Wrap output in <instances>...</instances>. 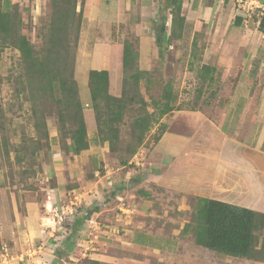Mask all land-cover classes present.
I'll use <instances>...</instances> for the list:
<instances>
[{
  "label": "rangeland",
  "instance_id": "obj_1",
  "mask_svg": "<svg viewBox=\"0 0 264 264\" xmlns=\"http://www.w3.org/2000/svg\"><path fill=\"white\" fill-rule=\"evenodd\" d=\"M24 1L21 0V3H24ZM134 1L132 9L128 11L132 16L130 19L131 23H126L127 21L124 19L126 24H124L122 29L121 26L119 27L122 30L119 38L122 41L128 40L133 49L138 52V67L151 73L149 81L146 82L143 78L140 80L138 87L139 95L149 104L150 98H159L160 85L168 81L171 82L172 88L177 95L176 105L182 110L174 111L167 115L163 118L162 122L175 132H186L189 134L191 131V134L195 135L196 141H203L202 144L206 147V150L205 148H201V150H203V155L207 159V161L204 160L206 165L204 167L201 163L199 166L196 165V167L189 169L192 174L198 172V176L203 178L209 170L213 169L212 164L216 161V156L212 153L215 149L208 147L207 143L211 145L215 143L217 145L219 139L215 137V132L212 128H208L204 124L201 125L202 122L199 119L196 120L198 114H193L191 110H199L196 112L202 114L206 113V119L208 114L214 113L205 109L206 105L202 103L213 89H216L217 95L215 97H219L222 101L219 104V102L217 103L218 99H215L213 107H222L225 99L230 96L232 90L234 91L231 79L234 76L236 77L238 70L244 66L246 61L252 63L250 68V62L246 65L247 71H253L256 75L260 74V81L263 79L264 39L258 34H252L253 29L249 22L254 16L260 18L264 15V0H185L182 6V14L185 17L187 26H185L183 36L181 39L175 40L169 48L166 47V36H168L170 28L169 17H167L165 22L166 35L161 45L162 57L159 59L155 55L157 49L155 50L154 39L156 27L164 16L162 7L165 4L163 0ZM37 2L41 7L39 12L29 4L24 3L21 6L18 4L20 17L23 22V31L36 49L42 47V31L52 13L50 0H37ZM236 15L242 17L243 26L238 29L228 27L230 19ZM124 18H127V15H124ZM129 25L130 27H127ZM219 29V33L222 34L217 36V39H215L216 35L212 34L208 37L210 30L216 34ZM102 30L103 28L96 30V32H101L103 35L98 36L95 33L96 40L99 41L96 44H99L105 36L103 33H106V31ZM90 33L89 29L84 30L81 41H79L76 49L77 56L74 74L77 84L80 86L78 88L79 98L86 112V119L89 124V134L87 133V136H94L96 129L92 120L90 103L88 107L82 102V90L88 88L87 72L99 67V62L95 63L91 52H88ZM106 37L110 38V35ZM194 38L199 48L197 51L198 59H193V69L190 70L191 44ZM209 40L212 41L210 42ZM210 43H217L216 46L220 51L225 50L227 54H230L228 57L231 60L228 61L229 69L226 70L221 62L217 64V54L214 56L209 54ZM204 61L211 66H215L221 74L224 73L229 79L227 80L226 77L224 84L223 82H217L209 88L203 89L198 103L194 105L198 89L201 88L196 76V70L200 64L205 63ZM255 62H257L256 66ZM100 65L102 64L100 63ZM118 67V56L113 55V61L110 66L112 70V91L116 88V81L120 76L118 75ZM21 72L20 54L12 48H5L0 53V143L3 139L8 143L11 151L9 157L4 159L0 157V161L3 160L2 165H0V227L9 218L7 217L9 209L16 207L21 212L26 200L40 205L42 202H50L51 210L49 211V215L55 212L61 213L62 209L66 205H71L72 202L78 212L77 214L80 212V215L83 216L84 212L81 209L87 210L88 205L95 202L100 194L106 192L109 194L111 189L113 190L119 185H126L128 183V190L119 193L116 198L102 207L100 218L87 223L76 234L71 233L72 217L68 216L63 225L56 226L51 231L53 235L51 239L53 240L55 237H58L59 240L57 239L58 243L54 240L51 241L52 246L55 243L58 244L53 253L56 255L55 259L58 262L60 261L58 264H83L82 261L85 257L83 255L97 259L102 264H128L127 262L131 264H153L155 259L158 260V258H154L153 256V247L140 248L139 246H144L137 243V239L135 240L134 237L140 231L146 232L148 229L154 230L156 234L161 233L168 236L181 235L180 226L184 224L183 220L188 218L190 212H178L176 208L182 204V206H185L191 203L190 198L186 196L190 177L183 170L184 157L186 155L187 157L189 156V149L180 154L177 162L179 165L174 168L175 172L171 173L173 176L170 179H173V182L170 183H167L166 179L150 175V169H160L161 173L165 172V169L160 166V160L158 161L151 151L152 144L150 140L156 127L147 135L145 144L138 149L137 153L131 158L130 164L125 168L119 166L117 162L118 157L115 154H109L99 147L96 148L98 146L96 143L94 146L92 144L94 148L93 152L85 151L71 163L70 159L64 160L63 163L66 164L65 168L62 162L57 160L56 156L58 152H65L61 145L55 142L58 137H62L58 134L56 128L58 124L55 115L56 105L54 103L51 104L47 99H40V104L45 103L44 107L46 110L51 107V114L45 121L48 136L52 139V142L49 149L42 147L34 160L28 159L18 163L16 160V149L22 145V141L24 140L28 145H32L33 141L39 138V132L35 130L36 118L31 116L28 102L23 100L21 95L18 96L19 98L17 97L19 83H15V80H17ZM255 87L251 91L254 96L253 100H260L262 94L258 88L259 85L257 87L255 84ZM260 87L264 89V85ZM137 108L138 106L134 104L132 109ZM129 109L126 111L124 120L120 125L119 147L121 148L122 146L125 148L129 141L127 132L129 120L133 115V111ZM147 109L148 111H152L151 106H148ZM218 117L215 115V120ZM198 123L200 124L198 125ZM193 143L195 144L194 141ZM208 148L211 150H208ZM120 154L124 155L125 151ZM199 155V152L194 154V156ZM93 157L96 161L94 164L92 163ZM60 163L62 165L58 167ZM190 165L192 164L188 161L185 165V170H187L188 166L191 167ZM179 169H181V172L178 174ZM204 172L205 174L203 175ZM141 174L144 175L145 180L141 183H134L133 179ZM88 176L92 178L89 179ZM214 178L217 181L216 173ZM58 182L63 183L64 186H72L75 189L70 188L66 193H58L59 201L54 203L53 200L50 201L47 198V193L49 190L55 189ZM194 184H199V182H194ZM50 185H54L53 188H50ZM137 189L149 191V199L138 195ZM241 198L248 199V196L242 195ZM257 203L264 204V199L259 200L258 198ZM249 205L252 206L251 204ZM78 207H80L79 210ZM167 224L172 226L171 229L166 227ZM107 225L111 226V228L106 227ZM44 228H47V226ZM122 229L123 231H121ZM128 229L133 232H127L126 230ZM183 236L181 235L180 237L183 238ZM70 237L76 243L77 252L70 257H65L63 243ZM186 237L189 240L191 239L189 235H186ZM192 242L190 240L191 244ZM180 245L187 247V243L181 242ZM191 248L192 250H189L188 255L194 258L192 259L193 264H228L229 262L223 260L216 253L195 246V244H192ZM0 252H3L2 248ZM174 257L172 260L166 259V263L188 264L187 261L189 259L187 255L183 254L182 256ZM237 261H239V264H262L241 259Z\"/></svg>",
  "mask_w": 264,
  "mask_h": 264
},
{
  "label": "trees",
  "instance_id": "obj_2",
  "mask_svg": "<svg viewBox=\"0 0 264 264\" xmlns=\"http://www.w3.org/2000/svg\"><path fill=\"white\" fill-rule=\"evenodd\" d=\"M184 1L163 0L165 4L162 7L164 16L156 27L154 39L155 50L157 49L155 55L158 59L162 57L161 45L166 35L167 17H169L170 28L169 34L166 36V47L169 48L175 40H179L183 36L185 26H187L182 14ZM50 5L52 13L42 31V47L36 49L23 31L18 4H13L12 9L6 12L3 10L2 0H0V53L9 47L20 54L22 72L15 80V83H19L17 97L21 95L23 100L28 102L31 116L36 118L35 130L39 132V138L34 140L32 145H28L23 140L22 145L16 149L18 163L28 159L34 160L42 147L49 149L52 142L48 136L45 121L51 114V107L46 110L45 103L40 104V99H47L51 104L56 105L55 115L58 122L56 128L62 137H58L55 142L64 149L63 157L79 155L89 149L87 136L89 124L79 98L78 84L74 74L76 49L83 22L84 0H50ZM77 6L80 8L78 12L76 11ZM242 21V17L236 15L232 25L238 27ZM249 23L253 30L264 36V15L260 18L254 16ZM198 49L197 41L194 38L191 44L190 70L193 69V59H198ZM111 71L89 70L87 72L91 114L100 145L106 143L108 145L107 153L115 154L118 157L119 166L125 168L130 164L131 158L138 149L145 144L147 135L156 127L150 140L153 153L156 144L168 130V126L162 122L163 118L182 109L176 105L177 95L170 81L160 85L159 98H150L149 104L140 97L138 91L140 80L143 78L146 82L149 81L151 73L138 67V52L133 49L128 40L122 41L118 67L120 76L113 91ZM222 75L215 66L200 64L196 70V76L201 88L198 89L194 105L198 103L203 89L209 88L214 83L222 82ZM215 90L213 89L207 99L202 101L206 105L205 109L209 111L210 107H213L215 99H218L217 103L219 102V104L221 101L219 97H215L217 95ZM134 104L138 106L137 109H132ZM148 106L152 107V111H148ZM128 109L133 111L127 132L129 141L125 148L123 146L121 148L119 147L120 125ZM240 140L242 141L241 138ZM146 143L149 144L148 141ZM220 145L221 140L219 139L216 145V156L219 153ZM202 147L203 145L200 148ZM204 148L206 150V147ZM260 148L264 150V142ZM10 151L8 143L2 139L0 157L2 159L9 157ZM124 151L125 154L121 155L120 153H124ZM2 161H0V165H2ZM88 178L92 177L88 176ZM144 179V175L141 174L133 180L134 183H141ZM53 186L50 185V188ZM56 188H59L62 193H66L67 190L74 187L59 185ZM128 188L129 184L126 183V185H119L117 188L111 189L109 194L108 192L100 194L95 202L89 204L83 216L78 214L71 223V233L76 234L86 223L91 222L93 215L99 213L104 205ZM137 192L142 198L149 199L150 197L149 191L137 189ZM189 198L191 210L187 222L181 229V235H189L196 246L214 252L221 257L264 263V213L205 197L190 196ZM166 227L171 229L172 226L167 224ZM147 231L155 232L152 229ZM76 248V243L71 237L64 241L65 257L76 254ZM59 262L55 259L52 264ZM82 263L102 264L89 257H84ZM0 264H2L1 261Z\"/></svg>",
  "mask_w": 264,
  "mask_h": 264
},
{
  "label": "crops",
  "instance_id": "obj_3",
  "mask_svg": "<svg viewBox=\"0 0 264 264\" xmlns=\"http://www.w3.org/2000/svg\"><path fill=\"white\" fill-rule=\"evenodd\" d=\"M134 2V0H84L83 22L81 25L82 29L80 32L79 41H81L84 30L89 29L91 33L89 37L90 47L88 48V52H91L95 63L99 62V67H96L92 70L111 71L110 66L111 62L113 61V55L118 56L119 62L122 49V40L119 38V34L121 35V29L124 27V24L131 23L130 19L132 16L128 11L132 9ZM24 3L31 5L34 9H36V11L38 10L37 12H39L41 8L37 0H27L24 1ZM24 3H21V0H2V8L4 11L8 12L10 11L13 4H19L21 6ZM79 9V6H77L76 11L78 12ZM124 15H127V18H124ZM233 18L234 16L232 19H230L228 27L230 26L238 29L239 27L243 26V21L238 27L231 25ZM124 19H126V23L124 22ZM120 26L121 29H119ZM127 27H130V25ZM100 28H103L106 33H103L105 36L101 39L102 41L99 44H96L99 41L96 40L97 37H95V33L98 36H103L101 32H96V30ZM219 32L220 29L216 34L210 30L208 32V37L212 34L216 35L215 39H217V36L222 34ZM252 34H258L262 39H264V36L260 32L252 30ZM108 35H110V38L106 37ZM209 41L211 42L212 40ZM216 44L217 43H210L209 54L212 56L217 54V64H220L221 62L227 70L230 68L228 64V61H231L228 58L230 54H227L225 50L220 51ZM249 62L246 61L244 66L238 70V74H235L236 77L234 76L231 79L234 91L232 90L230 96L225 99L223 106L210 107V111H214L215 114H208L206 119V113L202 114L200 112L192 111L193 114L199 115H197L196 120L199 119V121L202 122L201 125L204 124V126L206 125L208 128H212L215 132V137L221 140V145L219 146L220 150L217 156L215 155L216 144L214 143L211 145L210 143H207L208 147L211 149L213 147V149H215L212 152L213 155L216 156V161H214L212 164L213 169L209 170L207 175L203 178L198 176V172L192 174L191 171H189L190 168H194L196 165L199 166L201 163L204 167L206 165L204 160L207 161V159L205 155H203V150L200 148L201 145H203V141H196L194 138L195 135H192L191 131L189 134L186 132L179 133L173 131L168 126V130L164 133L153 150V155L158 161L160 160V166L165 169V172L161 173L160 169H150V175L153 177H161V179H166L167 183L173 182V179H170L173 176L171 173L175 172L174 168L179 165L177 163L178 158L180 154L189 149V156L187 157L186 155L183 162V170L185 173H188L190 177V180H188L189 186L187 185L189 188L187 187L188 189H186V191L188 190L186 194L187 197H205L264 213V204L257 203L258 198L259 200L264 199V151L260 150L262 142L264 141V89L260 87L261 85H264V77L260 81V74L256 75L253 71L248 72L246 65H248ZM100 63L102 65H100ZM202 64L209 63L205 62ZM256 64L257 62H255V66ZM251 65L252 63L250 62L249 68ZM226 77L227 76H225L223 73V84L225 83L224 81ZM228 79L229 77H227V80ZM255 84L257 87L259 85L258 88L262 94L260 100H253L254 96L252 94L253 92L251 93V91H253ZM79 87L80 86L78 84V88ZM82 92V102H84V105L86 104L88 107L90 103L91 106L88 88H84ZM215 115H217V117L219 116L216 118V120L214 118ZM199 124L200 123H198V125ZM87 133L89 134V129ZM240 138L243 142L240 140ZM88 142L89 149L86 151L93 152V146L96 143L98 145L96 148L99 147L101 150L108 152V145L106 143L104 145H100L96 132L94 136L88 135ZM204 147L205 146L202 148ZM210 148H208V150H211ZM197 152H199L200 155L194 156V154H197ZM79 155L64 158L62 152H58L56 154L58 158L57 160H60L65 168L66 164L63 163L64 160L70 159L69 161L71 163L73 160H75V158L79 157ZM92 160V163L94 164L96 162L95 158ZM188 161H190L192 165H190L191 167L188 166L187 170H185V165L188 163ZM62 164L60 163L58 167H60ZM180 170L181 169H179L178 174L181 172ZM215 173L217 176V181H215L214 178ZM95 174L97 173L95 172ZM204 174L205 172L203 175ZM236 180L238 181L236 182ZM194 182H199V184H194ZM59 185H63V183L58 182L57 186ZM58 193H62L59 188L49 190L47 193V198L50 201L53 200L55 203L59 201ZM242 195H247L248 199L241 198ZM256 196H258L257 199ZM44 203L42 202L40 205L27 200L24 203V206H22L23 208L21 212H19L16 207L9 209L7 216L9 218L6 219L3 225L0 227V243L3 250V252H0V261L2 264H44V262H46V264H52L54 262L53 260H55L56 255H54L53 252L54 249L58 247L57 243L59 239L58 237H55L53 240L57 243L52 246L51 241L53 240L51 238L53 235L51 231L55 229L56 224L53 222L54 214L49 215L51 203ZM248 203L252 206H250ZM182 205L177 208L178 211L190 212V205ZM79 208L80 207H78V210ZM81 211L85 212L86 210L82 208ZM77 213L78 212L75 208L74 215L71 216L72 222L78 216ZM80 214L81 213L79 212V215ZM100 216L101 211L99 213H95L91 218V221L100 218ZM183 222H187V219L183 220ZM183 225L184 224L180 226L181 229ZM46 226L48 229L44 228ZM106 227L111 228V226L108 225ZM121 231H123V229ZM126 231L133 232L129 229ZM143 232L144 231H140L139 234L134 238L135 240L137 239V243L144 246L141 247L138 245L140 248L145 249L149 246L153 247V256L154 258H158V260H154L153 264H175L174 262L166 263L165 260H172L175 258L174 256H182L183 254L187 255L189 259V261H187L188 264H193L192 259L194 258L188 255L190 252L189 250H192V244L194 245L193 242L192 244L190 243V240H192L190 236L189 237L191 239L189 240L187 239L186 235H184L182 238L180 237L181 235L168 236L149 231ZM180 241L187 243V247L180 245ZM83 256L87 257L88 255ZM222 258L223 260L229 261L228 264H239V261L237 260H240L226 256ZM127 263L131 264L129 262Z\"/></svg>",
  "mask_w": 264,
  "mask_h": 264
},
{
  "label": "built area",
  "instance_id": "obj_4",
  "mask_svg": "<svg viewBox=\"0 0 264 264\" xmlns=\"http://www.w3.org/2000/svg\"><path fill=\"white\" fill-rule=\"evenodd\" d=\"M75 207L71 202V205H66L61 211V213L55 212L53 215V222L56 226L63 225L65 219L74 215ZM67 215V216H66ZM66 216V217H65ZM67 220V219H66Z\"/></svg>",
  "mask_w": 264,
  "mask_h": 264
},
{
  "label": "clouds",
  "instance_id": "obj_5",
  "mask_svg": "<svg viewBox=\"0 0 264 264\" xmlns=\"http://www.w3.org/2000/svg\"><path fill=\"white\" fill-rule=\"evenodd\" d=\"M169 23H170V21H169ZM66 219H67V218H66ZM66 219H65V220H66Z\"/></svg>",
  "mask_w": 264,
  "mask_h": 264
}]
</instances>
